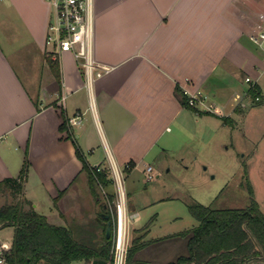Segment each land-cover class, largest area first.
Segmentation results:
<instances>
[{"label": "crops", "instance_id": "0c3cea01", "mask_svg": "<svg viewBox=\"0 0 264 264\" xmlns=\"http://www.w3.org/2000/svg\"><path fill=\"white\" fill-rule=\"evenodd\" d=\"M51 12L48 0H0V180L19 174L27 151L23 195L42 188L54 200L44 213L57 224L89 201L100 245L106 201L92 192L81 156L91 167L153 169L181 135L208 125L203 112L184 104L182 89L205 92L231 122L243 115L252 80L264 100L263 52L249 37L264 0H94V57L110 69L90 86L72 51L55 54L46 45ZM128 196L133 225L141 207ZM135 228L131 245H142L128 264L146 260L137 253L149 228Z\"/></svg>", "mask_w": 264, "mask_h": 264}, {"label": "rangeland", "instance_id": "374dc122", "mask_svg": "<svg viewBox=\"0 0 264 264\" xmlns=\"http://www.w3.org/2000/svg\"><path fill=\"white\" fill-rule=\"evenodd\" d=\"M207 101L211 102V98L208 97ZM246 102L243 115L233 114L234 122L216 114L218 109L215 113L203 112L207 116L204 118L209 120L208 125L200 122L190 136L181 135L173 150L161 154V160L152 162L153 169L141 166L131 173L123 169L125 188L134 194V200L141 207L140 216L133 225L131 221V237L136 234V226L148 225L149 228L148 234L142 238L145 245L137 253L146 259L141 264H166L169 255L175 259L187 252L189 234L181 232L198 223L188 208L189 204L246 207L254 196L264 211V100L256 102L250 96ZM108 174L112 178L110 170ZM250 184L254 194L250 191ZM96 188L106 201L105 212L110 213V194L115 196L114 180L108 185L99 182ZM27 190L31 194L24 197L33 198V205L37 199L39 212L49 213L54 207V200L42 188L29 186ZM24 197L0 189V205L24 201ZM80 205L84 211H77V205V209L66 213V222L60 223L70 226L78 239L96 243L93 235L101 224L92 215V203L87 201ZM128 208L131 212L130 198ZM13 235V226L0 228V239L13 240Z\"/></svg>", "mask_w": 264, "mask_h": 264}, {"label": "trees", "instance_id": "16d2710c", "mask_svg": "<svg viewBox=\"0 0 264 264\" xmlns=\"http://www.w3.org/2000/svg\"><path fill=\"white\" fill-rule=\"evenodd\" d=\"M48 61L59 76L58 61L50 56ZM180 91L184 104L196 110L189 104L188 94L183 89ZM248 92L256 102L263 101L257 83L251 84ZM257 96L260 98L257 99ZM225 119L228 120V116ZM27 154L26 151L17 176H7L0 180L1 190L9 191L14 196L23 195L30 164ZM81 157L89 175L90 188L97 195L96 187L99 182L108 185L112 181L108 174L109 169L91 167L86 157ZM132 165L133 162H130L126 169H130ZM250 191L254 194L251 184ZM110 195L111 198L114 197L113 193ZM24 198V201L17 200L0 205V228L14 227L12 246L7 251L12 264H76L81 261L109 264L112 258L111 238L106 236V231L100 245L82 241L75 236L70 226L53 223L47 214L35 208L31 199ZM189 210L198 219V223L181 232L189 234L188 252L168 264H248L253 260H264V211L254 196L246 207L218 208L192 203ZM137 243L129 248L127 264L142 245Z\"/></svg>", "mask_w": 264, "mask_h": 264}, {"label": "built area", "instance_id": "2783aa9c", "mask_svg": "<svg viewBox=\"0 0 264 264\" xmlns=\"http://www.w3.org/2000/svg\"><path fill=\"white\" fill-rule=\"evenodd\" d=\"M52 7L49 21L46 45L55 54L72 51L82 67L87 84L90 86L110 67L98 62L94 57V0H48ZM261 20L253 31L249 33L250 39L262 50L264 60V12ZM247 80H252L250 76ZM252 80V84H253ZM188 102L197 112H216V106L208 102V95L202 90L190 92ZM257 99L260 96L256 97ZM82 113L79 112L71 118L72 123L80 122ZM98 169L101 166L97 165ZM148 170L152 166H147ZM109 170L115 183V196L111 202L109 216L112 221V258L109 264H127V257L131 242V216L128 208V192L125 188L123 169L115 162H111ZM151 177V174L149 175ZM105 197L109 196L106 193ZM108 203V201H107ZM12 246V240L0 239V264H12L7 251Z\"/></svg>", "mask_w": 264, "mask_h": 264}, {"label": "water", "instance_id": "95a60500", "mask_svg": "<svg viewBox=\"0 0 264 264\" xmlns=\"http://www.w3.org/2000/svg\"><path fill=\"white\" fill-rule=\"evenodd\" d=\"M103 216L107 219L106 220V223H107L106 236L108 238H111V235H112V221L110 219L109 213H104Z\"/></svg>", "mask_w": 264, "mask_h": 264}]
</instances>
